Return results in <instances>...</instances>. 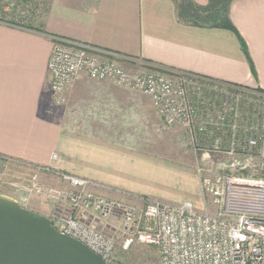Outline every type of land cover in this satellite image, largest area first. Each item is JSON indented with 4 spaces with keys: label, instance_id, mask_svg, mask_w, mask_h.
<instances>
[{
    "label": "crops",
    "instance_id": "obj_1",
    "mask_svg": "<svg viewBox=\"0 0 264 264\" xmlns=\"http://www.w3.org/2000/svg\"><path fill=\"white\" fill-rule=\"evenodd\" d=\"M229 17L236 32L184 23L174 0H48L38 28L0 21V153L88 178L100 185L96 193L139 206L143 198L165 200L177 179L202 190L193 155L176 157L174 140H160L148 96L81 74L68 102L57 104L48 62L59 37L130 70L153 67L264 93V0H234ZM46 201L31 203L48 216Z\"/></svg>",
    "mask_w": 264,
    "mask_h": 264
},
{
    "label": "built area",
    "instance_id": "obj_2",
    "mask_svg": "<svg viewBox=\"0 0 264 264\" xmlns=\"http://www.w3.org/2000/svg\"><path fill=\"white\" fill-rule=\"evenodd\" d=\"M35 7L31 0H0V21L38 28ZM81 74L143 93L165 128L183 131L199 154L202 193L215 213L191 201L148 197L139 206L106 198L94 191L100 185L93 180L1 153L0 194L11 169L27 172L11 182L17 193L47 200L56 229L106 264H134L117 251L128 253L136 244L156 247L160 264H264V93L153 67L130 70L88 43L55 38L48 62L54 102H68ZM43 174L64 186L42 181Z\"/></svg>",
    "mask_w": 264,
    "mask_h": 264
},
{
    "label": "water",
    "instance_id": "obj_3",
    "mask_svg": "<svg viewBox=\"0 0 264 264\" xmlns=\"http://www.w3.org/2000/svg\"><path fill=\"white\" fill-rule=\"evenodd\" d=\"M0 264H106L79 240L61 233L48 216L0 194Z\"/></svg>",
    "mask_w": 264,
    "mask_h": 264
},
{
    "label": "rangeland",
    "instance_id": "obj_4",
    "mask_svg": "<svg viewBox=\"0 0 264 264\" xmlns=\"http://www.w3.org/2000/svg\"><path fill=\"white\" fill-rule=\"evenodd\" d=\"M34 2L36 7L41 10L47 9L48 0H31ZM35 7V8H36ZM166 72V71H165ZM168 75L172 77H176L175 73L167 72ZM160 140L166 141L168 138L174 140L175 144V154L176 157L183 156L181 154L193 155L197 164L199 161V154L194 151L186 137H184V133L179 128H165L160 121ZM193 150V152H192ZM174 153V151H173ZM27 173V172H24ZM23 172L17 171L15 169H11L8 177L6 178L5 184L2 186V193L12 195L17 197L19 201H21L26 208L33 209L32 211H37L33 203H31L32 199L37 198L38 196H30L24 193H17V191L12 186L11 182H16L18 180V176L22 177L24 175ZM44 174L40 177V179L48 184H55L54 181L50 178L43 177ZM57 185V184H55ZM172 190L169 192V195H165V202L173 201H184L190 200L194 206L201 211H208L210 213H215L216 208L213 205H210L208 202V198L202 193V190L196 189L193 182L190 178H181L177 179V181L172 185ZM34 197V198H33ZM40 198V197H38ZM160 200V199H159ZM48 203V201H46ZM170 203V202H169ZM173 203V202H171ZM176 203V202H175ZM49 206V210L47 212L48 217L52 215V207L51 204H47ZM36 215H41L39 211L34 212ZM117 253L123 255V258L129 259L134 264H160V257L156 247L146 244H136L131 250L127 252H121L120 249Z\"/></svg>",
    "mask_w": 264,
    "mask_h": 264
},
{
    "label": "trees",
    "instance_id": "obj_5",
    "mask_svg": "<svg viewBox=\"0 0 264 264\" xmlns=\"http://www.w3.org/2000/svg\"><path fill=\"white\" fill-rule=\"evenodd\" d=\"M174 1L178 16L184 23L199 27H222L236 32L229 17V9L234 0H209L206 5H199L194 0ZM242 46L245 50L246 45L243 41Z\"/></svg>",
    "mask_w": 264,
    "mask_h": 264
}]
</instances>
